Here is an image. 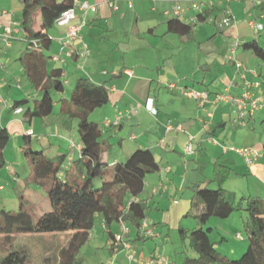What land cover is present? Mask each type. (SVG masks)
Segmentation results:
<instances>
[{
    "label": "crops",
    "instance_id": "0c3cea01",
    "mask_svg": "<svg viewBox=\"0 0 264 264\" xmlns=\"http://www.w3.org/2000/svg\"><path fill=\"white\" fill-rule=\"evenodd\" d=\"M77 1L79 4L89 1L91 4L97 5V9L87 11L86 23L81 29V38L75 40L67 48L68 51L73 52V56H65V61L58 65L64 69L67 86H75L78 78L85 77L108 88L110 102L121 107V111L117 114L118 116L122 115L123 118L118 124L104 126L106 131L109 130L110 136L115 134L113 133L114 126L120 128L126 121L134 122L136 127L143 128L139 121L141 120L140 116L144 113L143 111H148L145 104L148 99H154L155 107L158 109L156 125L160 128L157 132L161 134L165 132L168 135L164 144L160 145L162 138V140L152 138L147 134L138 135L139 137L132 134L131 138L135 143L133 151L137 148L149 147L155 156L156 150L165 156L162 163L156 156L161 165L160 171L157 172L161 183L158 188L157 185L152 186L150 181L145 178L144 188L141 193L136 195V198L149 206L158 194L163 199L166 198V194H169L166 198L165 209L162 207V201L155 202L154 208H157L159 212L163 211V213L162 219L154 220V222L164 227L168 225L169 230L172 226L176 229L180 225L185 226L183 222L191 209V196L194 195L192 186L198 181L206 184L212 180L197 179L196 182H192L188 186L192 192L191 196L175 197L174 187H169L173 181L170 175L174 173V170L167 154L168 146L178 152L174 147L179 148V144H185V141L192 135L196 149L193 147L191 156L198 155L199 150L204 148L207 143L213 144L216 149H220V152L222 150L227 155L230 152L235 153L232 150L224 152L222 145L226 144L219 143L217 136L220 134L219 130L227 126V110H229L230 116L234 112L238 115L236 105L233 102L216 103L213 100L218 93H230L239 97L248 81L261 83L256 94L264 98V84L260 79V77H264V61H258L257 56L241 46L243 42L252 39H256L262 46L264 45V0H237L235 2L223 0L221 3L216 0L214 6H205L202 9L201 12L212 10L211 16L205 21L191 22L187 20L186 16H181L185 21L194 24L191 33L186 36L168 32L169 17L164 15V11L171 8L174 0H136L132 7L125 0ZM112 1L119 8H114ZM76 9L78 17L82 18L83 10L79 5L76 6ZM4 12L6 13L4 14ZM188 15H194V13L191 11ZM227 17L232 18L230 25L223 23ZM78 22L80 21L74 20L72 24ZM252 23L262 24L263 27L256 29ZM9 25L13 38L11 46L5 47L0 40V91L5 100V104L0 105V127H8L12 134L21 138L20 136L28 128V124L23 121L22 114H14L11 108L12 104L22 98L32 99L37 94L28 80L26 84L22 83L25 76L23 65L18 57L26 47L25 32L19 28V23L15 21L11 12L2 9L0 11V31H3L4 26ZM66 27L55 24L53 28L49 29L50 36L54 38L48 51L51 56L60 52L61 47L58 39L65 35ZM84 44H87L89 48L85 63L77 55L78 50ZM7 50L10 51L12 60L15 57L21 65L9 62L8 66ZM145 50L154 52V55L150 53L148 55ZM132 56L135 58L132 59ZM52 62L56 63L51 59L50 63ZM237 62H241L243 66L237 68ZM161 63L163 65H160ZM172 83L176 84L175 88L170 87ZM183 89L209 91L210 101L206 103L205 108H201L198 100L183 95ZM130 104L131 107H129ZM55 107L54 111L59 108L58 104ZM6 112L7 117H5ZM49 117L44 118L43 121ZM253 117L254 115L249 116L246 124L251 122ZM168 124L173 125L175 129L168 132L166 129ZM180 124L183 127L182 130L176 128ZM155 128L157 127L155 126ZM108 140L113 144L114 152L111 158L113 161L124 160L129 156L125 155L123 149L131 150L130 147H125L120 141L118 146L120 151L115 154L117 145L110 139ZM68 144L70 145V143ZM243 147H252L254 152L260 155L252 167L248 166L245 158L237 153L238 158L233 156L225 162L228 166H232L231 168L234 170L232 176H243L248 173L261 188L260 193H264V150H255V147L250 145ZM66 154L68 158L72 156L69 150ZM180 157L182 156L180 155ZM240 157L244 162L240 160ZM211 159L213 160V157ZM174 186L177 188V185ZM219 220L221 219L211 220L214 228ZM146 221V225L150 229L158 228L151 227L150 219ZM114 232L118 237L122 233L117 230ZM141 239L144 238L134 235V231L131 233L132 250ZM124 240L127 241L126 237ZM127 253L131 254L129 249L123 245L118 255L129 258ZM157 254L161 255L162 253L148 254L142 251L141 254L137 252L136 257L145 260ZM167 259L171 261V258L167 257Z\"/></svg>",
    "mask_w": 264,
    "mask_h": 264
},
{
    "label": "trees",
    "instance_id": "16d2710c",
    "mask_svg": "<svg viewBox=\"0 0 264 264\" xmlns=\"http://www.w3.org/2000/svg\"><path fill=\"white\" fill-rule=\"evenodd\" d=\"M19 1V28L25 32L26 47L18 60L23 65L24 76L37 95L32 99L16 100L11 108L13 112L15 108L24 109L23 121L29 128L20 136L23 142L22 154L31 167V183L48 191L51 210L35 219L28 209L31 201L24 193L19 197L21 202L18 210L0 207V245L13 244L20 234L38 236L66 232L69 238L67 246L59 251L58 264H84L81 251L90 240L99 216L108 238L113 239L108 249L113 254L119 253L123 246L122 241L117 242L114 224H118L122 232V223H125L130 228L129 234L134 229L138 236L146 239L147 231L150 230L146 225L150 206L137 199L136 195L143 190L145 177L159 172L161 165L149 147L137 148L124 160L110 159L108 152L112 151L113 144L106 138L105 128L90 119L96 108L110 102V93L105 85L80 77L69 95H65L67 83L64 69L61 66H50L52 56L48 51L54 38L50 36L49 29L55 26L56 19L64 11L74 7L75 0ZM211 14L212 10L200 12L197 20L205 21ZM167 26L168 32L186 36L191 33L194 24L181 17H170ZM241 46L264 61V46L256 39L245 41ZM56 104L59 112L78 122L80 143L77 144L81 148L79 151L73 149V163L69 168H65L68 163L67 154H48L45 149L36 145L40 140L30 127L33 120L52 115ZM31 131L32 134L29 133ZM11 136L8 127H0V191L5 189L1 179L4 180L5 172L11 170L5 153ZM233 173L230 166L216 163L215 178L211 181L216 184L215 187L211 186V182L203 184L200 181L192 186L197 211H189L186 217H191L196 225H180L177 230L182 241H189L193 254L186 255L182 261H170L166 255L161 254L170 264H264V196L243 198V210L246 212L243 223L247 242L244 245L246 250L239 258L222 254L211 239L214 230L211 220H229L240 208L224 192V185ZM10 174L11 180L18 179V172L11 171ZM96 178L103 179L101 187H95ZM11 180L9 179V184ZM242 237L244 238L243 235ZM120 243L121 246L112 245ZM30 255L29 247L23 245L20 249L9 250L0 258V264H29ZM136 256L135 254L134 257ZM129 262L134 264L130 260Z\"/></svg>",
    "mask_w": 264,
    "mask_h": 264
},
{
    "label": "rangeland",
    "instance_id": "374dc122",
    "mask_svg": "<svg viewBox=\"0 0 264 264\" xmlns=\"http://www.w3.org/2000/svg\"><path fill=\"white\" fill-rule=\"evenodd\" d=\"M20 7L21 4L19 0H0V11L2 9L10 11L15 21L18 23H20L21 20ZM145 53L148 55L149 53L154 55V52L152 53L148 50H145ZM134 58L135 57L132 56V59ZM129 59H131V57H129ZM257 59L258 61L261 60L260 58ZM9 62L21 65L15 57H13L12 60L10 51L7 50L8 66ZM53 65L58 66L61 64L50 63V66ZM160 65H163V63ZM260 79H262L264 84V77H260ZM22 83H27L26 77L23 79ZM73 88L74 86H67L65 95L68 96ZM129 107H131V104ZM120 109L121 107L119 108L114 102H110L104 106L100 105V107L96 108L90 115V119L99 122L104 127L105 122L108 119L116 121V118L118 117L117 113L121 111ZM143 112L144 113L140 116L141 120H139L141 121L143 128L136 127L134 122L130 123L126 121V123L120 128L118 126L113 127L115 130L113 131V133H115L114 136H110L109 130L106 131V136L109 135L108 139L115 142L117 145L115 154H118L117 152L120 151V148L118 147L120 141L123 142L125 147H130L131 149L128 150L124 148L125 155L131 154L133 151L132 148L135 145L131 138L132 134L136 136L147 134L149 136L151 135L152 138H162L164 141L165 138H167L168 135L165 134V132L162 134L157 132L160 130L156 125L158 116L153 115L148 111ZM254 113L252 121L247 124V121H245L246 126H244L235 112L230 116V112L227 110V126L226 128H221L219 130L220 134L217 136V141L219 143H225V146L230 149L250 145L255 147V150H264V106L261 107L260 111ZM5 117H7V112L5 113ZM155 126L157 128H155ZM27 127L29 128V125ZM30 127L34 130V135L39 137L40 142L36 143V145L45 149L50 155L67 153V150H69L73 156L72 153L74 152V148L71 147L70 142L80 143L77 120L71 119L67 115L62 114L59 112V108L50 115L49 119L43 121V119L39 118L35 120ZM104 128L106 130V127ZM22 143L21 138L12 134L5 149L11 170L5 172L4 176H6V178L4 180L1 179V183L5 185V189L0 191V207H8V209L18 210L21 202L19 197L24 193L31 201L28 207L29 211L34 215L35 219H37L44 212L51 210V206L47 197L48 191L38 187L35 183H31V179H29L32 172L28 161L22 154ZM68 143H70V145ZM189 143V139H187L185 144H179V148L174 147L178 152L168 146L167 154L172 163L171 167L174 170V173L170 175V178L173 181L169 187H174L175 194L174 192L171 193L178 198H181L183 195L191 196L192 192L188 189V186H190L192 182H196L197 179L213 180L215 178L216 163L226 165L227 163L225 161H229L233 156L238 158L236 153L230 152L227 155L226 153H223L222 150L220 152V149H216L211 143L205 144L204 148L199 150L198 155L191 156V153H189L187 149ZM192 147L196 149L195 142H192ZM113 152V149L111 152H108L110 159L113 156ZM155 153L158 160L161 163L164 162L163 158H165V156L158 150H156ZM180 155L182 157H180ZM211 157H213V160ZM240 160L244 162L242 157H240ZM11 171H13V173H19V175L16 176V178H18L17 180H11ZM157 174L158 173H152L145 178L150 181L152 186L157 185L159 188L161 179ZM7 177H9L8 180ZM9 179L11 180V184H9ZM102 181L103 179L96 178L94 180L95 187H101ZM174 185H177V188ZM211 186L215 187L216 184L211 182ZM178 188L181 190L178 191ZM260 191H262L261 188L257 182L248 175V173L243 176L233 175L227 181V184L224 185L225 195L236 207L240 208L233 213L229 220L217 221L218 223L211 233V239H213L216 248L222 254L231 258H239L246 250L244 245L246 244L247 239L245 238L246 234L243 223V219L246 217V212L243 210V207H245L243 198L249 196H264V193H260ZM165 196L167 198L169 194H166ZM191 197L190 211L194 212L197 211V207L193 202L194 197ZM166 198L163 199V197L158 194L155 200H153V203L149 204L150 209L146 220L150 219L151 227L156 226L158 228L147 231L146 239H141L137 242L138 244L135 245L133 250H129L131 254H137V252L141 254L142 251H145L148 254L155 252L160 254L164 253L168 258H171V261H182L186 255L193 254V251L189 247V241H182L176 227L172 226L171 230H169L170 227H168V225L164 227L161 224L154 222V220H161L163 213V211L159 212L157 208H154L156 205L155 202L162 201V207L165 209ZM183 223L185 227H195L196 225L189 216L186 217ZM113 229L118 232L121 231L118 224H114ZM133 231L134 235H137L136 230L132 229V232ZM240 233L244 236L245 240H240L238 236ZM153 234H155V236H152ZM125 237L127 240H130L131 234H128ZM68 238L69 235H67L66 232L45 233L38 236L37 234L36 236L33 234H20L16 236V240L13 244L8 245L3 243L0 245V258L7 254L9 250L20 249L23 245H26L31 250V262L29 264H58L59 251L63 246H67ZM117 242H119L118 239ZM111 243H113V239L110 240L108 238L107 230L103 228L101 218L98 216L96 225L92 230V236L83 246L81 251L84 264H129L128 257H125L124 255L120 257L117 252L113 254L112 251L108 249V246L111 245ZM112 245L121 246V243ZM123 245L124 244H122V246Z\"/></svg>",
    "mask_w": 264,
    "mask_h": 264
},
{
    "label": "built area",
    "instance_id": "2783aa9c",
    "mask_svg": "<svg viewBox=\"0 0 264 264\" xmlns=\"http://www.w3.org/2000/svg\"><path fill=\"white\" fill-rule=\"evenodd\" d=\"M115 1V0H114ZM112 1V5L114 8H119L116 6L115 2ZM124 1V0H123ZM128 2L129 6H133V2L136 0H125ZM170 1V0H169ZM220 3L223 0H218ZM229 2L237 1V0H227ZM216 0H174L170 9L164 11V15L167 17H181L186 16L187 20L193 22L197 20L196 14L200 13L205 6H214ZM74 7L64 11L55 21L56 25L59 26H67L65 35L58 39L60 44L61 50L60 52L52 55L51 59L56 63H63L66 59L65 56H73V52L68 51L67 48L72 45V43L81 38V29L86 23V13L88 10H96L97 5L91 4L89 1H83L81 4L78 3L77 0L74 2ZM80 7L83 10L84 14H82V18H79L76 12V6ZM193 12L194 15H188V13ZM6 12H4L5 14ZM74 20H79L80 22L76 24H72ZM232 18L227 17L223 20L225 25H230ZM252 26L256 29H261L263 27L262 24L255 25L252 23ZM9 26H4L3 31H0V40L4 44L5 47L11 46V39H12V29ZM89 54V48L87 44H84L82 48H80L77 52V55L84 61L87 60ZM1 65V63H0ZM237 68H241L243 65L241 62L236 63ZM261 86L260 82H247L244 91L241 95L234 96L230 93H218L215 96L216 103H221L222 101L226 102H233L236 105V112L238 113V118L242 124H245V121L249 116H253L257 110H259L262 106H264V98L263 96L257 95L256 90L259 89ZM171 88H175L176 84H170ZM183 95L187 98L196 99L199 101V106L201 108H205L206 103L210 101V93L209 91H199L195 89H183ZM5 104V100L0 91V105ZM146 104V108L150 111L153 115H157L158 109L155 107V102L153 98H149ZM23 108H15L14 114H22ZM211 115V114H210ZM212 116V115H211ZM123 119L122 115H119L116 118V121H111L108 119L105 122V125L109 126L111 124H118L120 120ZM179 130H182V125H178L176 127ZM166 129L172 131L175 127L171 124L166 126ZM32 134V131L29 132ZM194 140V136L189 137V146L187 147L188 152H193L192 142ZM164 140L161 141L160 145L164 144ZM71 143V147L75 148L76 150H80V145L77 143ZM224 152H228L230 150L234 151L235 153L242 155L245 158V161L248 166L252 167L259 158V154L255 153L252 147H241V148H233L230 149L227 146L223 145ZM73 156L68 158V163H66L65 168H69V166L73 163ZM130 233V228L125 224L122 223V234L117 236V239L124 244L125 248L131 249V244L129 242H124V237ZM240 239H244L242 235H239ZM135 254L129 255V260L132 261L134 264H169L168 260L165 256L158 255L156 257L148 258L147 260L137 259L134 257Z\"/></svg>",
    "mask_w": 264,
    "mask_h": 264
}]
</instances>
